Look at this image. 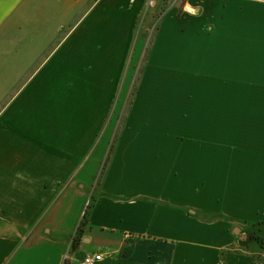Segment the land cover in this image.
I'll use <instances>...</instances> for the list:
<instances>
[{"label":"crops","instance_id":"1","mask_svg":"<svg viewBox=\"0 0 264 264\" xmlns=\"http://www.w3.org/2000/svg\"><path fill=\"white\" fill-rule=\"evenodd\" d=\"M150 1L0 0V264H264V0Z\"/></svg>","mask_w":264,"mask_h":264},{"label":"rangeland","instance_id":"2","mask_svg":"<svg viewBox=\"0 0 264 264\" xmlns=\"http://www.w3.org/2000/svg\"><path fill=\"white\" fill-rule=\"evenodd\" d=\"M180 2V0H176V3ZM158 22L157 24H154V26L152 27V31L151 28L145 32V39H146V46L144 49V53L143 56L141 58V61L139 62L138 65H136V69L134 72V76L132 79V82L130 84V89L128 91V94L125 97V102L123 103V105L120 106V109L115 108L112 112L114 117V114L118 115L117 117V124L114 130V134H113V140L111 143V148L110 151L113 149V144L114 143V137H116L121 130V125H123L124 123V119L126 118L128 111H129V107L131 105V103L133 102V98H134V93L136 88L138 87L139 81H140V77L143 71V68L145 66V62H146V55H147V51L151 45V42L154 40L155 34L158 31L159 25ZM197 76V75H196ZM202 78L200 77L199 80H201ZM209 82H212V78H210L208 80ZM204 96H198L197 94L193 93L190 94L189 96L187 95L186 100H185V108L181 109L180 114L178 117L180 119L183 120L185 127H177V128H170V129H165L164 127H159L157 128L159 130L160 133H164L165 135H171L174 136L176 138H179L180 140L184 141L187 145H197L198 144V133H197V121H196V116L198 114V109H197V105L199 104V101L203 98ZM115 115V116H116ZM196 117V118H195ZM119 118V119H118ZM195 120L190 122V120ZM189 123L193 124L191 127L187 126ZM192 142H195V144H193ZM106 164V162H105ZM106 167V165L104 166ZM103 167L101 173L99 174V176L96 179V184H99V182L101 181V176L103 174V170L105 169ZM262 238H264V236H262Z\"/></svg>","mask_w":264,"mask_h":264},{"label":"built area","instance_id":"3","mask_svg":"<svg viewBox=\"0 0 264 264\" xmlns=\"http://www.w3.org/2000/svg\"><path fill=\"white\" fill-rule=\"evenodd\" d=\"M153 4H154V1L151 0L149 3V6H152ZM68 259H69V255L66 254L64 257V263H66ZM102 260H103L102 254L88 255L82 260L81 264H96V263L101 262Z\"/></svg>","mask_w":264,"mask_h":264},{"label":"trees","instance_id":"4","mask_svg":"<svg viewBox=\"0 0 264 264\" xmlns=\"http://www.w3.org/2000/svg\"><path fill=\"white\" fill-rule=\"evenodd\" d=\"M255 240H258V241H260L261 243L264 244V238H262L261 236L257 237V236L255 235Z\"/></svg>","mask_w":264,"mask_h":264}]
</instances>
